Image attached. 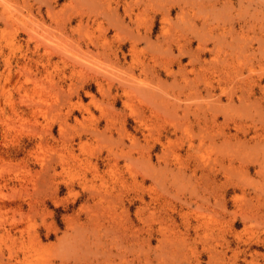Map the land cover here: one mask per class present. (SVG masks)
Here are the masks:
<instances>
[{
    "label": "rangeland",
    "instance_id": "obj_1",
    "mask_svg": "<svg viewBox=\"0 0 264 264\" xmlns=\"http://www.w3.org/2000/svg\"><path fill=\"white\" fill-rule=\"evenodd\" d=\"M19 258L264 264V0H0Z\"/></svg>",
    "mask_w": 264,
    "mask_h": 264
},
{
    "label": "bare ground",
    "instance_id": "obj_2",
    "mask_svg": "<svg viewBox=\"0 0 264 264\" xmlns=\"http://www.w3.org/2000/svg\"><path fill=\"white\" fill-rule=\"evenodd\" d=\"M34 59H35V58H34ZM34 59H33V60H34ZM35 62H36V61H35ZM227 141H228V140H227ZM228 143H229V142H227V144H228ZM207 180H208V179H207ZM209 180H210V179H209ZM202 186H203V185H202ZM204 186H205V185H204ZM204 186H203V187H204ZM206 186H207V185H206ZM203 189H204V188H203ZM193 190H195V188H194ZM193 190H192V191H193ZM204 190H205V189H204ZM194 192H195V191H193V193H194ZM198 192H199V191H197V196H199V195H198ZM195 193H196V192H195ZM195 193H194L193 195H195ZM199 194H200V193H199ZM202 197H204V196L202 195V196L200 197V199H202ZM205 198H206V197H204L203 201L205 200ZM207 198H209V197H207ZM207 198H206V199H207ZM197 199H198V198H197ZM207 200H208V199H207ZM204 202H205V201H204ZM204 204H205V203H204ZM188 215H189V214H188ZM193 215H194V214H193ZM188 220H189V219H188ZM193 220H194V218H193ZM198 220H199V219H198ZM190 221H192V220H190ZM195 221H196V220H195ZM196 222H197V221H196ZM201 222H202V221H201ZM191 224H192V223H191ZM191 224H190V225H191ZM200 224H201V223H200ZM206 224H207V223H206ZM192 225H193V224H192ZM194 225H195V224H194ZM204 225H205V224H204ZM189 227L191 228V226H189ZM197 230H198V229H197ZM195 231H196V230H195ZM202 233H203V232H202ZM202 233H201V234H202ZM115 234H116V233H115ZM205 235H206V234H205ZM211 235L213 236V234H211ZM123 236H124V235H123ZM113 237H114V234H113ZM115 237H117V235H116ZM126 237H127V236H126ZM210 237H211V236H210ZM210 237H208V238H210ZM118 238H119V237H118ZM167 238H168V237H167ZM183 238H184V237H183ZM124 239H126V238H124ZM200 239H201V238H200ZM109 240H110V239H109ZM118 240H119V239H118ZM209 240H210V239H209ZM111 241H113V240H111ZM115 241H116V239H115ZM100 242H102V241H100ZM120 242H121V241H120ZM170 242H171V245H172L173 241L171 240ZM174 242H175V241H174ZM201 242H202V241H201ZM207 242H208V241H207ZM113 243H114V242H113ZM116 244H117V243H116ZM116 244L113 245V246H114V247H117L118 245L116 246ZM168 244H170V243L168 242ZM175 244L177 245L176 242H175ZM206 244H208V243H206ZM105 245H106V244H105ZM122 245H123V244H122ZM195 245H196V244H195ZM119 246H120V245H119ZM119 246H118V247H119ZM204 246H205V245H204ZM118 247H117V248H118ZM124 247H125V245H124ZM124 247H123V248H124ZM206 247H207V246H206ZM118 249H119V248H118ZM124 249H125V248H124ZM170 249H171V248H170ZM109 250H110V248H109ZM171 250H172V249H171ZM176 250H177V249H176ZM108 253H109V252H108ZM109 254L112 255V253H109ZM109 254H108V256H110ZM113 254H114V257H115V254H116V253L114 252ZM175 254H176V253H175ZM117 255H118V253H117ZM199 255H200V254H199ZM121 256H122V255H120V257H121ZM210 256H211V255H210ZM116 257H117V256H116ZM20 259H21V258L14 260L11 264H19L20 261H21ZM221 260H222V259H221ZM126 261H127V260H126ZM210 261H211V260H210ZM127 263H128V262H127ZM218 264H219V263H218ZM221 264H222V263H221Z\"/></svg>",
    "mask_w": 264,
    "mask_h": 264
}]
</instances>
